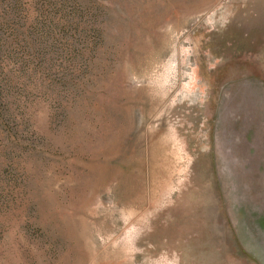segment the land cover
Listing matches in <instances>:
<instances>
[{
	"label": "rangeland",
	"instance_id": "rangeland-1",
	"mask_svg": "<svg viewBox=\"0 0 264 264\" xmlns=\"http://www.w3.org/2000/svg\"><path fill=\"white\" fill-rule=\"evenodd\" d=\"M0 264H264V0H0Z\"/></svg>",
	"mask_w": 264,
	"mask_h": 264
}]
</instances>
